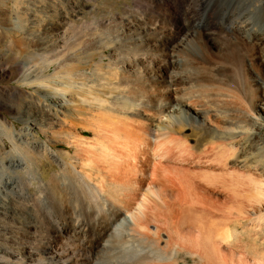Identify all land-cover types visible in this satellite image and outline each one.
Listing matches in <instances>:
<instances>
[{"label": "bare ground", "instance_id": "bare-ground-1", "mask_svg": "<svg viewBox=\"0 0 264 264\" xmlns=\"http://www.w3.org/2000/svg\"><path fill=\"white\" fill-rule=\"evenodd\" d=\"M94 1L32 0L30 27L25 14L2 17L13 23L14 33L27 37L31 49L50 53L45 69L54 68L37 73L19 62L15 74L0 64L5 68L0 78L17 75V87L0 91L9 90L31 107L24 118L16 113L22 117L21 135L3 119L1 133L14 152L26 148L22 160L29 153L52 159L62 170L39 186L52 201L80 193L100 212H118L113 232L109 228L112 264H178V253L201 264H264V0H243L245 6L231 11L215 0H131L115 14L74 26ZM66 25L72 30L68 38ZM59 125L74 138L77 169L52 150V130ZM187 132L197 136L193 144ZM3 186L0 181V214L13 200ZM19 211L13 205V216H0V264H45L42 252L7 230L19 225L17 230L29 233V225H36ZM175 216H182L179 222ZM160 232L166 244L173 235V247L155 246Z\"/></svg>", "mask_w": 264, "mask_h": 264}, {"label": "rangeland", "instance_id": "rangeland-1", "mask_svg": "<svg viewBox=\"0 0 264 264\" xmlns=\"http://www.w3.org/2000/svg\"><path fill=\"white\" fill-rule=\"evenodd\" d=\"M130 1L131 0H99V1L96 0L94 2H88V6H87L88 8L87 7L85 8L84 14L82 16H80L79 20H73V25L74 26H76V25L78 26L80 24V22H82V21H91V20H94L95 18H97L99 16H106L107 17L109 13L110 14H115L118 11L119 8L123 7L124 5H129ZM215 1H216V6L217 7L224 8V9H230V11L233 8H235V7L245 6L243 4V2H242L243 0H215ZM32 4H33L32 0H16L15 1V9L12 10V7H11L12 6V0H0V19H1L0 20V64H2L4 66H7L8 68L11 67V69L13 68L12 70L14 71L13 73H15V74L16 73L18 74V73H20L19 71H21L20 70L21 69V67H20L21 63H19V62H26L27 65L30 68H32L34 72H37V73L38 72L40 73L44 69L42 72H44L45 74L46 73L48 74V73H51L53 68H54V67H52L53 65H51V66H49L50 68L46 67L47 70L45 69L44 57L46 56V58L50 60L51 56H47V55H51L50 53L49 54L46 53V52L45 53H41L40 51H36L34 49H31L28 46L29 42H28V40H26L27 37L24 34L22 35V32H20L19 30H18L17 33L13 32V29L15 30V28H13V23L12 22H9V21L4 22V21H2V17H6L9 14L13 18L14 17L18 18L16 15H18V14L21 15V13H22V14H25L24 17H23V19H25V22H24L25 26L30 27L32 25V23L30 22L31 18H32L31 15L33 14L32 13V7H33ZM45 6H46V4L44 3V5L42 7H45ZM89 6H90V8H89ZM45 9L48 10L47 6H46ZM92 13H93V15H92ZM46 22H47V20L43 19V21L41 22L43 24H41V26L44 27V24H46ZM41 26H40V28H41ZM65 30H66L65 31L66 32V34H65L66 38H68V36H70L69 34L72 32V30L67 25L65 26ZM17 37H19V38L22 37V39H21L22 41L18 42L16 40ZM71 39H70V41H71ZM59 40L56 43V46H61L62 41L60 40V42H59ZM37 53H38V55H37ZM98 57H99V55H97L96 58L98 59ZM38 64L40 65L41 68H38V66H37ZM14 65H15L16 69H15ZM41 65H43L44 67L41 66ZM33 66H35V67H33ZM35 68H37L39 70L41 69V70L39 71V70H37ZM4 69L5 68L1 69L0 73L3 72ZM16 76L17 75H15V77ZM15 77L12 78V79L4 78V77L0 78V90H3L4 88H12V87L15 88V87H17V83L15 81ZM41 101H42V99H41ZM29 109H31L30 106H28V105H26L24 103H20L19 100L17 101V99L12 96V94H11V92L9 90H5V92H1L0 91V123H2L3 120H7L10 124H12L14 126L16 133H19L20 135L22 134V133H20V129L23 127V123H22L21 119H22V117L24 118V116H25L22 113H24L25 111H28ZM18 112L22 116L21 118L19 117L20 116L19 114H16ZM1 126L2 125L0 124V127ZM0 129H1L0 130V173H2L0 181L4 185L1 189L4 190V192L7 190L6 194L9 193V194H7V198H9L10 200H11V198L13 199L12 200V206L14 205L16 207H19L20 214L18 216H26L27 215V217L29 218L28 220H26L27 222L32 221L33 224L36 223V225H33V226L29 225V229H28L29 233H25V231H24L25 229H23V228H19L17 230V227L19 225H15V226H13L11 228L7 227V230L10 233H13L14 235H16L17 237H19V238L21 237L19 240H21L22 243L26 242L24 245L32 247L33 249L37 250L38 252H42V254L44 255L42 257H43V261H44L45 264H52V263L53 264H70V263L71 264H83V263L84 264H86V263L87 264H103V263L107 264V262H109L108 264H110V263L112 264V258H111V255H110L111 254L110 253V249L113 247V243H112V241H113V233H111V232H113V230H114L113 227L117 223L115 218L117 217L116 215H118L117 214L118 212L114 213L113 215L110 214V213L100 212L98 209H96L97 208V204L93 200H90V199H87V198L85 199L83 196H81L80 193H78L79 197H76V198H73V199H70V200H67V201H56V200L52 201L47 196V190L43 189V188H41L39 186H45V183H46V181L48 180V178L50 177L51 174H53V173L55 174L56 172L60 173L62 170L59 167H57L52 162V159L41 160L40 158H36L33 155H31V154L29 155V153L25 154L27 159L25 161L22 160V158L20 157L22 154H20V153L25 152L26 148L22 147L21 150L19 149L20 151L17 150V151L14 152L12 150V146H10L11 143H10L8 137H6V135L4 133L3 134L1 133V132H3L2 131V127ZM66 131H67V127L66 126L59 125V126H55L54 127L52 132H53V134L55 136L54 135L51 136L52 139L54 140V142H52L53 143L52 145H54L52 150L55 151V152L57 151L59 153V156L63 160V162L68 163V164L72 163L71 166H73V167L75 166L74 168L77 169V168H79L78 167L79 164H78V161L76 159L79 156H78V152L76 151V149H75V147H74V145L72 143V142H74V138L71 137L72 134L71 135L70 134H66ZM33 132L38 133L41 140L47 141V136L42 134L41 132H39L36 128L33 129ZM186 134L190 135V136H188L189 137L188 143L193 144L194 140L196 139L197 136L193 135L191 132H187ZM75 135L79 137L80 134L75 133ZM81 135L90 136V134H88V133H82ZM73 137H74V135H73ZM25 146L27 147V145H25ZM29 147H30V145H29ZM76 153H77V155H75ZM62 154H64V155H62ZM65 156H67V158ZM74 157H76V159H74ZM35 159H37V161ZM74 160H76V161H74ZM75 162H77V163H75ZM22 166L24 167V169H23ZM58 169H59L60 172L58 171ZM22 171H24V172H22ZM46 176H48V177L46 178ZM44 179H46V180H44ZM41 182H43V185H40ZM71 182H72V180H71ZM12 184H14V185H12ZM10 186H12V187H10ZM40 191H41V193H39ZM78 192H79V190H78ZM38 202H40V203H38ZM61 203H62V206H61ZM75 205H77L78 209L76 208ZM94 205H96V207ZM12 206H11V203L8 204V203L5 202L2 205L3 209H5V213L4 214H0V216H13L11 214ZM74 206H75V208H74ZM86 206H87V208H85ZM23 208H25V209H23ZM118 208L121 210V213L123 214L124 211H122V209H121L122 206L119 205ZM40 211H42V212H40ZM96 211L98 213H96ZM6 214H8V215H6ZM49 214H51V215H49ZM109 216H112V217H109ZM48 217H49V219H48ZM181 217H178L179 218L178 219L177 216H175V218L178 220V222L181 219ZM183 217H186V216H183ZM205 217H207V216H204V217L200 216L199 219H201V218L203 219ZM30 218H31V220H30ZM187 218H189V220L193 221V220H196L198 217L197 218L194 217V219H192L193 218L192 216H188ZM38 219L40 220V222H38L39 221ZM76 219L79 222L76 221L75 222L76 225H75L74 221ZM199 219H197V220H199ZM37 224H38V226H37ZM62 225H63V227H65V226L67 227L65 229V230H67V232H64V233H61V234L56 233L57 228H59V227L62 228ZM74 226H78L81 229L82 232L78 231L77 228L74 230L73 229ZM96 227H98V228H96ZM110 227H111L112 231L109 229ZM146 227H148L147 231L150 230L149 231L150 233H152V231L154 230L152 223H147ZM231 227H232V225L230 226V228ZM45 228H47V229H45ZM33 229H35V231ZM82 229H84V230H82ZM14 230L17 231V232L15 233ZM19 230H20V232L18 233ZM31 230L34 231V233ZM68 230H70V231H68ZM103 230H104L105 233L109 232L108 235L103 236L102 235V231ZM21 231L22 232L24 231L23 234H22ZM145 231H146V229H145ZM147 231H146V233H143V234H145V236L148 235ZM36 232H38V234ZM73 234L74 235L76 234L75 236H77V237H75ZM39 235H41V237H39ZM46 235H49V238L52 237V238H50L51 239L50 241H49L48 236H46ZM56 235L58 237L60 236V239L64 237L63 240L66 238L64 240V243L67 241L65 243V245L63 243V240L62 239L60 240ZM106 236H107V238L105 240ZM148 236H147V238H149ZM172 236L170 235L169 239L172 240L174 238ZM42 237L45 238L44 240L46 242L43 240ZM152 237H153V235H152ZM152 237H150V238H152ZM72 238H74V239H72ZM34 239H35L36 242L34 241ZM79 239L81 240V242H79L80 241ZM102 239H103V241H102ZM158 239L159 240L157 242H155V244L157 243V245H155V246H159V248H161V250H163L162 248H164L165 244L169 241L168 238H167V235H165L163 232H160ZM22 240H24V242ZM52 240H55V241H52ZM171 240H170V243H169L171 246L169 244H166V245H168L167 246L168 248L165 246L164 251L166 249L168 250L169 248L173 247V241H175V240H173V241H171ZM59 241H60V243H59ZM165 241H167V242L164 243ZM27 242H28V245H27ZM29 242H32V244H33V242H35V243L32 245ZM49 242H50V244H49ZM51 242H52V244H51ZM109 242H110V244H112V246H110V249H109V245L110 244L108 245ZM80 243H81V245L83 247L80 245ZM36 244L37 245L41 244V245L40 246L38 245L39 247H37ZM56 244H59V245L56 246ZM95 244H97V245H95ZM80 246H81V248H80ZM87 246H88V249H87ZM41 247H42V249H40ZM100 247L102 249H100ZM62 248H64V249H62ZM68 248H69V250H68ZM70 248H71V250L73 249V251L70 252ZM94 248H96V250H94ZM107 248H108V250H107ZM44 250H45V252L47 251V253H44ZM63 250H64V252H63ZM74 250H75L76 253H74ZM88 250H89V253L87 254ZM57 251H59L61 254H59V252H57ZM105 251H107L108 253H106ZM62 253H65V254H62ZM102 253H103V256H102ZM105 253H106V255L109 254L110 256H106ZM223 253L226 254V251L224 250ZM72 254H73V256H71ZM83 254H85V257H84ZM47 255L48 256L50 255L51 257L50 256L48 257ZM99 255H100V258H99ZM87 256H89V258ZM66 257H70V258H68V260L63 261L64 259H67ZM107 257H109V259L110 258L111 259L109 260ZM57 258H58V260H57ZM73 258H76V259L74 260ZM87 259H89V260H87ZM107 260H109V261H107ZM72 261H73V263H72ZM195 261L196 260H195L194 256H191V255H189L187 253H185V254L184 253H178V264H201L199 261H197V262H195ZM205 264H211V263L206 262Z\"/></svg>", "mask_w": 264, "mask_h": 264}]
</instances>
